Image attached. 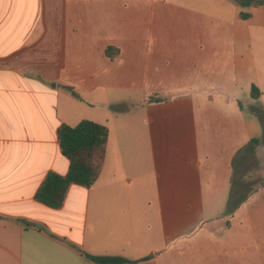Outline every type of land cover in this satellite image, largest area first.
I'll return each instance as SVG.
<instances>
[{"label":"crops","instance_id":"crops-1","mask_svg":"<svg viewBox=\"0 0 264 264\" xmlns=\"http://www.w3.org/2000/svg\"><path fill=\"white\" fill-rule=\"evenodd\" d=\"M240 1L0 0V264H264V176L241 200L234 171L253 139L264 167V6ZM129 103L150 177L113 192ZM82 120L108 128L102 171L50 209L34 195L68 172L57 129Z\"/></svg>","mask_w":264,"mask_h":264},{"label":"trees","instance_id":"trees-1","mask_svg":"<svg viewBox=\"0 0 264 264\" xmlns=\"http://www.w3.org/2000/svg\"><path fill=\"white\" fill-rule=\"evenodd\" d=\"M240 6L249 7L264 6V2L240 1ZM242 19L249 14H240ZM119 51L114 47H107L104 51L106 57L116 59ZM252 96L256 89L252 87ZM158 98L151 97L149 102H160ZM57 140L61 155L69 162L66 175L62 176L49 172L34 195V200L50 209H59L64 203L66 193L71 185L90 188L98 179L105 159L106 145L108 141V128L104 125L89 120H82L75 126L62 124L57 129ZM260 141L251 140L240 152L239 164L247 155H253L255 147ZM247 195L242 194L241 200ZM96 264H125L128 263L120 257H94L87 256Z\"/></svg>","mask_w":264,"mask_h":264},{"label":"rangeland","instance_id":"rangeland-1","mask_svg":"<svg viewBox=\"0 0 264 264\" xmlns=\"http://www.w3.org/2000/svg\"><path fill=\"white\" fill-rule=\"evenodd\" d=\"M251 1L264 2V0ZM126 109L124 111L126 112L127 119L114 123V131L118 134V138L115 140L113 136L109 148V162L101 180L110 182L109 190L113 192L125 191L124 185L121 182L127 177L133 179V184L128 187L127 191H137V188L140 187V184L136 183L137 178L142 177V174L150 177L146 168H138L137 165L141 157L143 161L147 162L143 153L137 151L136 144L137 120L135 113H137L140 107L129 103ZM257 140L260 141L259 139ZM246 158H248L247 161L244 162L243 160L240 165L234 168L235 180L236 182H241L237 186H239L240 193L244 195H247L258 187L261 180L260 176H264V167H259V162L256 160L255 155H247ZM114 181H120V183L111 185V182ZM145 191H148L147 186Z\"/></svg>","mask_w":264,"mask_h":264}]
</instances>
